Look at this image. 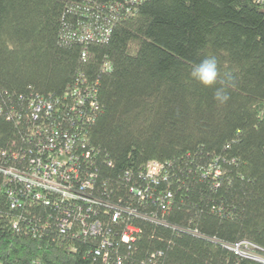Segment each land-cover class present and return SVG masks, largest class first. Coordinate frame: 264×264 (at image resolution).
I'll return each mask as SVG.
<instances>
[{
  "label": "trees",
  "instance_id": "1",
  "mask_svg": "<svg viewBox=\"0 0 264 264\" xmlns=\"http://www.w3.org/2000/svg\"><path fill=\"white\" fill-rule=\"evenodd\" d=\"M211 55L234 82L223 106L219 85L189 77ZM84 82L98 104L86 172L98 176L96 194L140 217L114 223L99 208L114 242L104 263L100 240L62 234L61 210L21 199L0 169V264H262L237 252L248 244L264 257V6L0 0V167L29 156L20 117L32 100L59 101L63 113ZM153 162L164 174L141 201L131 189L146 188ZM127 225L140 231L134 243L121 241Z\"/></svg>",
  "mask_w": 264,
  "mask_h": 264
},
{
  "label": "built area",
  "instance_id": "2",
  "mask_svg": "<svg viewBox=\"0 0 264 264\" xmlns=\"http://www.w3.org/2000/svg\"><path fill=\"white\" fill-rule=\"evenodd\" d=\"M126 1L135 6L139 0ZM254 1L264 6V0ZM83 88L73 93V101L63 113L57 109L59 101L33 99L30 103L31 113L20 117V122L28 126L30 133L24 137V142L31 147L29 156L25 154L21 161L16 157V163L0 169L19 184L17 194L21 199L61 210L57 221L60 222L59 230L62 234L72 233L77 239L100 240L95 255L107 263L110 254L106 250L112 248L114 242L106 232L103 220L98 219L99 208L103 205L111 209L114 223L121 221L122 215L140 216L130 205L116 206L96 194L98 176L86 172L85 165H88L94 151L86 141L88 132L85 129L92 123L98 104L95 99L96 89L88 85V82H84ZM163 170L161 164L150 163L140 177L146 188H132L131 193L141 201L146 200V192L151 185H159ZM139 232V229L127 225L121 241L134 243L135 235ZM239 248L237 253L240 252Z\"/></svg>",
  "mask_w": 264,
  "mask_h": 264
},
{
  "label": "clouds",
  "instance_id": "3",
  "mask_svg": "<svg viewBox=\"0 0 264 264\" xmlns=\"http://www.w3.org/2000/svg\"><path fill=\"white\" fill-rule=\"evenodd\" d=\"M189 77L191 80L204 87H214L213 100L217 106L225 105L230 96L227 89L234 87L232 77L221 78L220 66L216 56H206L198 63L194 64Z\"/></svg>",
  "mask_w": 264,
  "mask_h": 264
},
{
  "label": "rangeland",
  "instance_id": "4",
  "mask_svg": "<svg viewBox=\"0 0 264 264\" xmlns=\"http://www.w3.org/2000/svg\"><path fill=\"white\" fill-rule=\"evenodd\" d=\"M240 252H242L244 257L245 256L250 257V258L251 257H255V258L262 257L260 254H257V253L255 254L248 245H245V249L243 251H240ZM262 258H264V257H262Z\"/></svg>",
  "mask_w": 264,
  "mask_h": 264
},
{
  "label": "water",
  "instance_id": "5",
  "mask_svg": "<svg viewBox=\"0 0 264 264\" xmlns=\"http://www.w3.org/2000/svg\"><path fill=\"white\" fill-rule=\"evenodd\" d=\"M255 248V247H254ZM257 249H259V250H261V251H263L262 249H260V248H258V247H256ZM255 248V249H256ZM242 256H244L243 254H241ZM251 259L252 260H254V261H256V262H260V263H262V264H264V258H262V257H257V258H255V257H251Z\"/></svg>",
  "mask_w": 264,
  "mask_h": 264
},
{
  "label": "bare ground",
  "instance_id": "6",
  "mask_svg": "<svg viewBox=\"0 0 264 264\" xmlns=\"http://www.w3.org/2000/svg\"><path fill=\"white\" fill-rule=\"evenodd\" d=\"M92 170V169H91ZM108 195V194H107ZM103 220V219H102Z\"/></svg>",
  "mask_w": 264,
  "mask_h": 264
}]
</instances>
